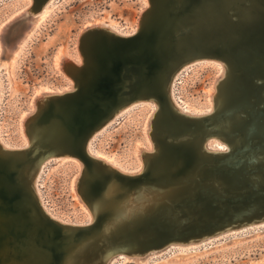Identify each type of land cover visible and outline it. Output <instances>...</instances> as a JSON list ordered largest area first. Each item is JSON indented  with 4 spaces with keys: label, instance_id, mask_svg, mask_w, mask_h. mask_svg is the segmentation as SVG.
<instances>
[{
    "label": "water",
    "instance_id": "water-1",
    "mask_svg": "<svg viewBox=\"0 0 264 264\" xmlns=\"http://www.w3.org/2000/svg\"><path fill=\"white\" fill-rule=\"evenodd\" d=\"M47 1L33 0L28 12ZM148 1L133 34L86 29L78 44L81 62L64 65L72 88L37 99L24 122L26 147L0 144V264L145 258L264 217V129L251 132L254 115L248 112L264 117V71L252 66L261 60L264 70V0ZM204 19L214 22L210 34ZM209 37L222 43L220 52H231L199 53ZM202 55L231 64L218 80L214 102L237 76L232 94L243 90L237 80L256 92H247V105L222 103L204 119L170 106L171 75ZM153 97L160 105L150 117L153 149L142 153L140 172L118 171L88 152L87 140L117 110ZM211 134L229 139V154L203 149ZM48 155L80 160L76 191L92 212L90 223H62L42 209L29 173Z\"/></svg>",
    "mask_w": 264,
    "mask_h": 264
},
{
    "label": "rangeland",
    "instance_id": "rangeland-1",
    "mask_svg": "<svg viewBox=\"0 0 264 264\" xmlns=\"http://www.w3.org/2000/svg\"><path fill=\"white\" fill-rule=\"evenodd\" d=\"M31 3L33 0H0V133L6 149L29 144L24 122L36 110L39 97L72 88L73 79L64 65L81 62L80 35L101 23L118 26L123 33L117 34H133L149 6L148 0H48L30 13ZM202 58L187 62L175 75V97L192 111L207 110L213 104L214 84L225 69L220 58ZM155 108L149 99L121 108L94 131L90 153L105 162L108 159L115 168L119 165L122 171L139 169L143 165L141 154L153 147L150 115ZM207 141L212 148L226 145L218 135ZM43 165L39 188L56 219L66 224L91 222L92 212L76 191L80 160L59 155ZM225 232L151 252L153 255L145 258L112 259L115 264H264V221Z\"/></svg>",
    "mask_w": 264,
    "mask_h": 264
},
{
    "label": "bare ground",
    "instance_id": "bare-ground-1",
    "mask_svg": "<svg viewBox=\"0 0 264 264\" xmlns=\"http://www.w3.org/2000/svg\"><path fill=\"white\" fill-rule=\"evenodd\" d=\"M32 4V3H31ZM205 20V19H204ZM103 22V21H102ZM212 22V23H211ZM204 23H207V25H208V28H207V31H206V33L207 34H210L211 33V30H212V28H213V26H214V22L213 21H211V20H205L204 21ZM221 24H224L223 26H224V28H226V29H228L229 27H227V26H225V21H223V20H221V22H220V25ZM96 25V24H95ZM113 25V24H112ZM96 26H98V27H104V29H106V31L107 32H112V33H115V34H117L116 32H118V33H121L122 32V30H119V28H117L116 27V25H115V27H113V26H111V25H105L104 23L102 24H97ZM91 27H93V26H91ZM211 27V28H210ZM90 28V27H89ZM115 31V32H114ZM123 33V32H122ZM119 35V34H118ZM214 39L213 38H208V42H209V46L207 47V49H205L204 47H199V53H206V52H211V51H216V52H218L220 55L221 54H223V53H225V52H231L230 51V49L229 48H223V50L220 52V50L218 49L219 47H221V45H222V43H220V45H219V40H217V43L214 45V43L213 42H215V40L213 41ZM194 50H192V51H194V53L197 51V47H194L193 48ZM203 50V51H202ZM243 59H247L245 56H243V55H240ZM199 57H205V56H199ZM199 57H197V58H199ZM196 58V59H197ZM217 58H220L224 63H225V69L223 70V71H221V73H220V75H219V79H220V77H223L224 76V74H226L227 72H228V68L231 66V64H229V62H225L222 58L223 57H217ZM189 62V61H188ZM261 64H262V61L260 60L259 61V63L257 62L256 64H252V66H253V68L254 69H261V72L262 71H264L263 70V67L261 68L260 66H261ZM183 66V65H182ZM181 66V67H182ZM181 67H179L178 68V70L177 71H179V69H181ZM233 70V69H232ZM177 71H174L173 72V74L171 75V77H170V79H169V82H168V84H167V87H166V94H167V97H168V100H169V103H170V106L175 110V111H177L179 114H181V115H183V116H186V117H188V118H192V117H194V118H205L206 117V115H209V114H212L214 111H216V106H218V105H220V104H226V103H230V105H233L232 104V102L233 103H235V102H237L238 104H241V105H247V103H248V101H249V98H247V92L248 91H250L251 93H256L254 90H250L251 89V86L249 87L248 86V84L246 83V82H244L243 80H239V82H238V80H237V83L239 84V86L240 85H242L241 87H242V91H240L239 93H233L232 94V83H234V81L236 80V78H237V76H233V82H231L230 83V87L228 88V87H225L224 88V93H222V95H221V97H222V100L220 101V102H218V103H215L214 102V97H215V95H216V88H217V83H219L218 82V78H217V80H216V82H215V84H214V90L212 91V96H214L213 97V104L207 109V110H198V111H192L193 109H185V107H183L182 105H180V103L177 101V99H176V97H175V82H176V79H177V76H175L176 75V73H177ZM264 73V72H263ZM73 85V84H72ZM252 85V84H251ZM1 90H2V87H1V77H0V95H1ZM149 99H152V98H149ZM251 99V98H250ZM137 100H140V98H135L132 102H134V101H137ZM143 100V99H142ZM157 99H155L154 97H153V99H152V101L154 102V101H156ZM148 101V100H147ZM132 102H129V103H127V104H125V105H123V107H126V106H128V105H130V104H132ZM156 105H157V108H155V110H157V109H159V107H160V105H159V103L156 101ZM122 107V108H123ZM250 107V106H249ZM121 109V108H120ZM119 109V110H120ZM119 110H117L116 112H115V114L119 111ZM155 110L152 112V114L150 115L151 117H152V115L154 114V112H155ZM248 112H249V114H250V116H253V120H252V122H251V124H252V126H254V128L251 130V132H253L254 131V129L256 130H259V129H264V117L262 116L263 115V113H261V112H254L253 111V109H250V110H248ZM114 114V115H115ZM113 115V116H114ZM112 116V117H113ZM258 117H260L259 119H260V121H257V119H258ZM111 118V117H110ZM109 118V119H110ZM108 119V120H109ZM108 120L102 125V126H104L107 122H108ZM111 120V119H110ZM166 123L167 124H170V122L169 121H166ZM94 134V133H93ZM92 134V135H93ZM214 135H218V136H220V137H222V140L224 141V142H226V145H220L219 144V147L218 148H212V146L210 147L209 145H208V139L209 138H211V136H214ZM211 136L210 137H208L204 142H203V149H205L207 152H211V153H213V152H219V154H222V155H225V154H229V151L231 150V143H230V141H229V139L228 138H226L225 136H223V135H221V134H211ZM92 137H94V135L92 136ZM91 139L92 138H89V141L87 140V144H86V148H87V150H88V152L90 153L91 151H90V143H91ZM29 141H30V139H29ZM0 144L2 145V147L3 148H5L6 149V147H5V141L3 140V138H2V136H1V133H0ZM7 146H9V145H7ZM27 146V145H26ZM26 146H24V147H26ZM9 149V148H8ZM152 149H153V147H152ZM150 150V149H149ZM51 155H54V154H51ZM51 155H48L47 157H46V159L48 158V157H50ZM142 155V154H141ZM104 158V157H103ZM44 161L45 160H43V162H42V160L36 165V167L33 169V171H31L30 173H29V177L32 179V188H33V190H34V193H35V195H36V197L38 198V201H39V203H40V205H41V207H42V209L46 212V213H48L50 216H52L53 218L55 217V219L56 218H58L48 207H47V205H46V203L44 202V199H43V197H42V195H41V192H40V188H39V177H40V175H41V173H42V171H43V169H44V167H45V165H43V163H44ZM107 162H109L110 164H112V166L110 165V164H108L109 165V167H111V168H113V169H116V170H118V171H121L120 170V168L121 169H123L122 167H120L119 165L117 166L118 168H115V167H113V165L114 166H116L113 162H111V161H109L108 159H107ZM142 167H143V165H140L139 166V169H137V170H135V171H133V172H131V175H133L134 173H138V172H140L141 170H142ZM125 170V169H124ZM129 171V170H128ZM126 172V171H125ZM128 173H130V172H128ZM80 175V174H79ZM134 195V194H133ZM40 198H41V200H40ZM131 200H132V198H130ZM141 200H143V198L141 197L140 198ZM43 204L46 206V208H45V206H43ZM255 204H257V203H255ZM254 206V205H253ZM256 208H257V205H256ZM251 211V210H250ZM253 211V210H252ZM93 219V218H92ZM58 220V219H57ZM60 221V220H59ZM91 221V220H90ZM264 221V217L263 218H260V219H257L256 221H254V222H249V223H242L241 225H239V226H237V227H234V228H231V229H223V231H219L218 233H217V235L218 234H220V233H222V232H227V231H229V230H232V229H237V228H240V227H244V226H246V225H248V224H255V223H262ZM61 222V221H60ZM63 223V222H62ZM90 223V222H89ZM225 232V233H226ZM207 236V235H206ZM209 236V235H208ZM207 236V237H208ZM199 239H202V238H199ZM193 240H194V238H192V239H189L188 241H186L187 243L189 242V243H191V242H193ZM180 243H181V241H179ZM159 250H154L152 253L153 254H156V252H158ZM150 256V255H149ZM86 264H88V263H86ZM104 264H115V261H113V259H112V257H108V258H106V261H105V263Z\"/></svg>",
    "mask_w": 264,
    "mask_h": 264
}]
</instances>
